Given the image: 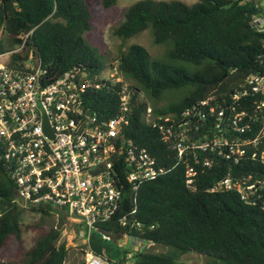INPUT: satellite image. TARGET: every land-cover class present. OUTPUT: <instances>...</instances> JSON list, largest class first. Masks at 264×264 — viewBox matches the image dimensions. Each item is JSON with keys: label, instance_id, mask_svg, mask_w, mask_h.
<instances>
[{"label": "trees", "instance_id": "trees-1", "mask_svg": "<svg viewBox=\"0 0 264 264\" xmlns=\"http://www.w3.org/2000/svg\"><path fill=\"white\" fill-rule=\"evenodd\" d=\"M116 1L100 0V5L108 10ZM260 15H264V0H197L190 6L180 1L140 0L126 10L113 34L124 44L150 30L154 45L169 44L164 58L151 60L144 48L130 45L119 52L115 65L105 66L83 38L94 21L88 0H0V34L5 42L15 47L20 42L18 35L33 30L27 50H32L52 77L81 67L97 75L105 67L116 66L123 80L133 83L129 84L132 99L124 134L147 149L163 172L123 200V210L135 209L132 220L141 224L139 229L120 228L116 223L101 224L100 229L115 235L128 231L153 247L194 252L219 264H264V209L245 204L233 191H206L228 173L264 179V167L255 162L233 165L218 160L210 170L199 171L198 189L190 192L184 183L183 163L142 119L146 99L158 102L164 92L184 88L188 91L178 101L155 108L153 113L179 115L210 97L211 105L224 108L227 104L236 112L242 108L251 112L253 97L234 103L231 97L246 77L264 70V34L250 27L252 17ZM176 62L186 66L177 67ZM117 89L91 95L87 106L98 119L115 113ZM21 203L0 162V250L9 239L20 242ZM27 208L42 216L59 214V225L39 232L29 250L10 260L0 259V264H64L68 250L59 239L66 214L49 205ZM105 243L92 233L85 250L89 247L101 257L106 253L108 264H122L125 253L131 252L123 249L113 259ZM132 260L133 264H183L167 253L147 249L133 251Z\"/></svg>", "mask_w": 264, "mask_h": 264}, {"label": "built area", "instance_id": "built-area-1", "mask_svg": "<svg viewBox=\"0 0 264 264\" xmlns=\"http://www.w3.org/2000/svg\"><path fill=\"white\" fill-rule=\"evenodd\" d=\"M250 27L264 34V15L253 16ZM32 33L18 35L15 47L8 46L0 34V162L14 183L18 201L62 210L70 222L81 224L87 243L92 233L103 242L128 243L131 252L125 253L122 264H133V251L142 250L137 244L142 241L128 231L115 235L99 227L116 223L120 228L139 229L141 224L132 220L135 209L123 210V200L163 172L147 149L124 134L132 99L130 85L116 66L97 75L81 67L52 77L27 50ZM112 87L118 88L115 113L98 119L87 102L92 94ZM246 96L254 98L251 112L244 108L236 112L227 104L224 108L211 105L210 97L179 115H160L146 102L142 119L183 163L184 183L190 192L197 191L202 171L210 170L218 160L264 167V70L246 77L231 101ZM206 191H233L245 204L264 209V179L254 175L228 173ZM85 264L108 261L105 254L98 256L88 247Z\"/></svg>", "mask_w": 264, "mask_h": 264}, {"label": "rangeland", "instance_id": "rangeland-1", "mask_svg": "<svg viewBox=\"0 0 264 264\" xmlns=\"http://www.w3.org/2000/svg\"><path fill=\"white\" fill-rule=\"evenodd\" d=\"M140 0H117L115 5L104 10L100 5V0H88L93 16V28L90 32L83 36L84 40L96 50L97 54L100 56V60L105 66L109 64L115 65V59L119 55L120 51H125L126 47L130 45H139L145 49L149 54L151 60H162L169 47V44L154 45L152 42L151 31L145 30L139 35L129 39L124 44L117 39L113 30L122 22L123 14L126 10L135 2ZM156 1H180L186 5H193L197 0H156ZM177 67L186 66V64L181 62H176ZM108 68L103 69V73H107ZM128 84H133L127 81ZM188 88H184L179 91H166L163 93L162 98L158 102L147 100V104L152 109H163L173 102L178 101L186 92ZM143 95V93H142ZM22 208L21 215V238L20 242H16L14 239H9L6 244L0 250V259L10 260L13 257H19L21 254L29 250L34 243L39 232L47 230L49 227H58L59 225V214H52L50 216H42L41 214L34 213L27 208V205L21 203L19 204ZM69 215V214H68ZM73 219L79 220V218L69 215ZM61 223V235L59 243H64L65 248L68 250V255L64 264H85L86 254L88 250H85L87 246V241L82 233V228L80 225L70 222L67 217H62ZM114 239V237H113ZM108 250L113 256L111 258H116V256L123 249H128V243L126 245H120L117 241L111 240V242H106ZM138 248L145 250L147 249L153 253H167L175 258L176 261L183 264H219V261L211 257L201 256L194 252L180 253L171 249H160L158 247L148 248V245L144 242H137ZM106 259L107 254L105 253ZM109 257V258H110ZM105 259V258H104Z\"/></svg>", "mask_w": 264, "mask_h": 264}, {"label": "water", "instance_id": "water-1", "mask_svg": "<svg viewBox=\"0 0 264 264\" xmlns=\"http://www.w3.org/2000/svg\"><path fill=\"white\" fill-rule=\"evenodd\" d=\"M88 115H91V113L89 112ZM45 126H46V128H47L46 120H45Z\"/></svg>", "mask_w": 264, "mask_h": 264}]
</instances>
